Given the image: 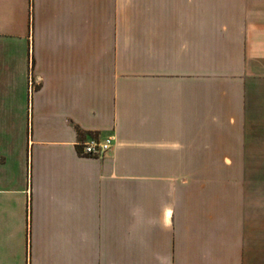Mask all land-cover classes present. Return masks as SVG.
Returning <instances> with one entry per match:
<instances>
[{
  "label": "crops",
  "instance_id": "crops-1",
  "mask_svg": "<svg viewBox=\"0 0 264 264\" xmlns=\"http://www.w3.org/2000/svg\"><path fill=\"white\" fill-rule=\"evenodd\" d=\"M0 264H264V0H0Z\"/></svg>",
  "mask_w": 264,
  "mask_h": 264
},
{
  "label": "built area",
  "instance_id": "built-area-1",
  "mask_svg": "<svg viewBox=\"0 0 264 264\" xmlns=\"http://www.w3.org/2000/svg\"><path fill=\"white\" fill-rule=\"evenodd\" d=\"M112 143V136H107L105 138L91 136L80 142V152L93 156H101L109 150Z\"/></svg>",
  "mask_w": 264,
  "mask_h": 264
},
{
  "label": "rangeland",
  "instance_id": "rangeland-1",
  "mask_svg": "<svg viewBox=\"0 0 264 264\" xmlns=\"http://www.w3.org/2000/svg\"><path fill=\"white\" fill-rule=\"evenodd\" d=\"M232 167L233 168H244L245 167V162L244 161L241 162L240 165H238V162H237V164L235 162H233V166Z\"/></svg>",
  "mask_w": 264,
  "mask_h": 264
}]
</instances>
